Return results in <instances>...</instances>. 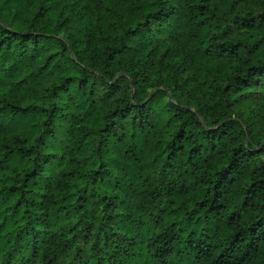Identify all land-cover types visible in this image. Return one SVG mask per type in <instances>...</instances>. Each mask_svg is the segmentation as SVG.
<instances>
[{"label":"trees","instance_id":"obj_1","mask_svg":"<svg viewBox=\"0 0 264 264\" xmlns=\"http://www.w3.org/2000/svg\"><path fill=\"white\" fill-rule=\"evenodd\" d=\"M244 1L0 0V264H264Z\"/></svg>","mask_w":264,"mask_h":264},{"label":"rangeland","instance_id":"obj_2","mask_svg":"<svg viewBox=\"0 0 264 264\" xmlns=\"http://www.w3.org/2000/svg\"><path fill=\"white\" fill-rule=\"evenodd\" d=\"M246 9L256 12L260 14L264 10V1L262 0H252V1H244L242 4Z\"/></svg>","mask_w":264,"mask_h":264}]
</instances>
